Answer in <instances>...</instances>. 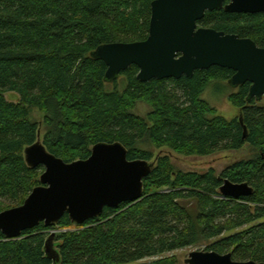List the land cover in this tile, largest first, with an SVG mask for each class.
Instances as JSON below:
<instances>
[{
    "label": "trees",
    "instance_id": "1",
    "mask_svg": "<svg viewBox=\"0 0 264 264\" xmlns=\"http://www.w3.org/2000/svg\"><path fill=\"white\" fill-rule=\"evenodd\" d=\"M153 1L0 0V213L21 206L40 186L44 168H30L24 157L40 136L31 109L44 115L42 143L66 163L115 142L129 160L148 162L162 148L210 156L247 146L254 155L220 175L177 171L170 157L159 156L139 202L105 208L83 225L65 215L16 240L0 233V264H138L161 257L151 264H178L164 256L206 242V251L264 263V100L247 102L250 83L229 94L239 116L228 120L202 96L212 83L228 84L231 70L214 66L192 78L140 82L132 66L122 84L120 78L108 84L105 63L91 56L105 44L147 40ZM199 26L264 48V14L207 12ZM8 93L19 101H8ZM140 103L151 109L145 117L134 113ZM226 179L247 183L253 194L222 196ZM57 228L65 231L56 234L49 257L46 242Z\"/></svg>",
    "mask_w": 264,
    "mask_h": 264
},
{
    "label": "water",
    "instance_id": "2",
    "mask_svg": "<svg viewBox=\"0 0 264 264\" xmlns=\"http://www.w3.org/2000/svg\"><path fill=\"white\" fill-rule=\"evenodd\" d=\"M264 14V0H155L147 40L99 46L91 56L107 67L105 82L117 81L132 66L139 69L140 82L192 78L196 71L217 66L234 72L228 81L232 89L250 83L247 102L264 100V48L248 38L200 27L207 12ZM30 168L42 166L40 186L25 202L0 213V233L8 240L21 238L27 230L58 224L68 215L76 225L100 217L105 208L139 202L144 180L155 162L129 160L121 143H99L87 160L66 163L48 152L40 136L24 151ZM222 196L238 200L253 194L247 183L224 180ZM56 232L46 242V254L53 251ZM185 264H264L235 261L231 253L194 251Z\"/></svg>",
    "mask_w": 264,
    "mask_h": 264
},
{
    "label": "rangeland",
    "instance_id": "3",
    "mask_svg": "<svg viewBox=\"0 0 264 264\" xmlns=\"http://www.w3.org/2000/svg\"><path fill=\"white\" fill-rule=\"evenodd\" d=\"M122 77L118 81L120 84ZM111 89H114L113 85H109ZM121 86V85H120ZM228 87V89H226ZM232 92H237L236 89H232L226 83H212L202 98L209 103L217 112L218 116H222L228 120H233L239 116V109L233 106V104L229 101V94ZM6 99L11 102L17 103L19 101V96L14 93L6 94ZM151 111L150 107L146 104H138L137 108L134 110V113L145 117ZM30 119L34 122H37L40 126V140L43 142L44 136L46 134L45 125H44V115L37 109H31ZM154 151V159L151 161L155 162L157 157L159 156H168L171 159V162L174 168L177 171L182 172H197L204 173L211 169L215 170L217 175H220L224 172V170L241 160L249 159L254 155V152L250 147H244L239 151H229V152H221L216 153L210 156H184L179 155L168 148L162 149H153ZM264 220L261 221L263 223ZM65 230L61 228H57L55 230L57 236L60 235ZM234 232L229 233L227 235H232ZM210 246L209 242L201 243L198 246L189 247L185 249H181L170 253L164 258H172L174 257L178 264H185V260L189 257V254L194 251H206V248ZM163 259L161 258H151L143 261L138 264H151L157 260Z\"/></svg>",
    "mask_w": 264,
    "mask_h": 264
}]
</instances>
